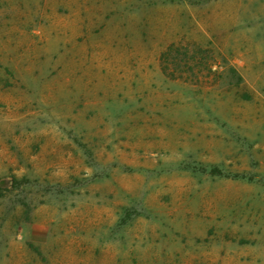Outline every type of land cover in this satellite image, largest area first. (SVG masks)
<instances>
[{"label": "rangeland", "instance_id": "rangeland-1", "mask_svg": "<svg viewBox=\"0 0 264 264\" xmlns=\"http://www.w3.org/2000/svg\"><path fill=\"white\" fill-rule=\"evenodd\" d=\"M0 264H264V0H0Z\"/></svg>", "mask_w": 264, "mask_h": 264}, {"label": "trees", "instance_id": "trees-1", "mask_svg": "<svg viewBox=\"0 0 264 264\" xmlns=\"http://www.w3.org/2000/svg\"><path fill=\"white\" fill-rule=\"evenodd\" d=\"M187 50H185L184 48H180L177 47L175 45H171L167 48L166 52H164L161 56L162 58V62H164L166 60L167 57H169L170 55L174 56V57H178V56H182V55H186ZM164 74L166 75H170L171 77H173L174 73L172 72V74H169L168 69L166 67L163 68Z\"/></svg>", "mask_w": 264, "mask_h": 264}]
</instances>
